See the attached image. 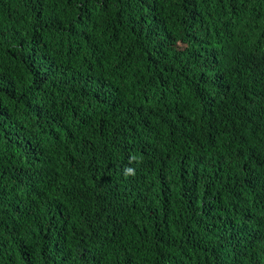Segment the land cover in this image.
<instances>
[{"label": "trees", "instance_id": "16d2710c", "mask_svg": "<svg viewBox=\"0 0 264 264\" xmlns=\"http://www.w3.org/2000/svg\"><path fill=\"white\" fill-rule=\"evenodd\" d=\"M0 264H264V0H0Z\"/></svg>", "mask_w": 264, "mask_h": 264}]
</instances>
